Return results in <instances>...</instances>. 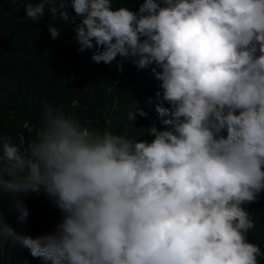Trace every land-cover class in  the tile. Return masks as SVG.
<instances>
[{"label":"clouds","instance_id":"obj_1","mask_svg":"<svg viewBox=\"0 0 264 264\" xmlns=\"http://www.w3.org/2000/svg\"><path fill=\"white\" fill-rule=\"evenodd\" d=\"M112 2L36 0L25 18L37 22L48 5L80 21L78 52L150 70L167 108L149 117L109 107L149 123L136 136L49 109L34 140L2 137L0 256L17 248L44 264H264L249 240L264 242V0ZM48 31L55 40L61 29ZM43 192L62 214L51 232L35 208Z\"/></svg>","mask_w":264,"mask_h":264},{"label":"trees","instance_id":"obj_2","mask_svg":"<svg viewBox=\"0 0 264 264\" xmlns=\"http://www.w3.org/2000/svg\"><path fill=\"white\" fill-rule=\"evenodd\" d=\"M112 1L114 9L125 2ZM30 2L36 0H0V139L10 137L11 143L14 139L20 143V135L27 133L34 140L49 109L90 130L136 136L149 123L115 117L109 107L119 102L120 110L131 112L137 106L149 117V108H167L158 95L161 82L152 81L150 70H138L131 61L122 62L123 71L118 70L116 61L110 65L91 62L93 54L78 52L75 29L80 21L66 22L59 14L52 16L46 5L45 15L33 22L25 18V7ZM55 2L57 7L64 5V0ZM50 24L61 29L55 40L48 31ZM42 197L44 200L35 208L42 217L43 231L51 232L62 214L44 192ZM2 207L5 212L7 198ZM249 240L264 251L263 241ZM0 264L44 262L29 256L20 258L17 248H12L0 256Z\"/></svg>","mask_w":264,"mask_h":264}]
</instances>
